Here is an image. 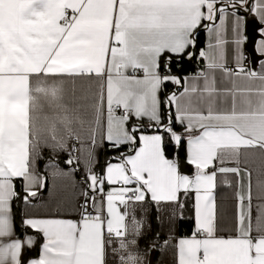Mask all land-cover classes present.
<instances>
[{"label":"snow or ice","instance_id":"snow-or-ice-1","mask_svg":"<svg viewBox=\"0 0 264 264\" xmlns=\"http://www.w3.org/2000/svg\"><path fill=\"white\" fill-rule=\"evenodd\" d=\"M249 16L264 56V0H0V264H264Z\"/></svg>","mask_w":264,"mask_h":264},{"label":"crops","instance_id":"crops-1","mask_svg":"<svg viewBox=\"0 0 264 264\" xmlns=\"http://www.w3.org/2000/svg\"><path fill=\"white\" fill-rule=\"evenodd\" d=\"M249 18H254V17L249 16L248 19ZM259 27H261V26L259 25ZM245 34L247 35V24L245 26ZM258 34H259V31H258ZM205 39H206V37H205V34H204V42H205ZM258 39H259V36H258V38L256 40H258ZM203 46H204V43H203ZM245 46H246V43L244 45V50H246ZM254 50H255V56H251V62H252L251 68H255L257 71H259L260 68H261V63L260 62H261V60H264V56H260L259 53L257 52L256 43H254ZM198 53H199V51H198ZM198 53H197V55H198ZM196 64H197L198 67L200 66L198 61H196ZM172 87H174V86H172ZM102 154H103V149L99 153V163L103 166L104 164H102V159H103L102 158ZM61 159H63V157H61ZM184 171H185L186 174H190L192 170H191L190 166H185ZM41 195L43 196V198L45 200L47 199V193L46 192L42 193ZM17 205L20 206L21 217L24 214H26V213L27 214H43L45 212V209L40 207V201H36V206L35 207H29V206L25 205L23 203V201H18L16 206ZM148 215H149V217H151V216L154 215V213L150 212V213H148ZM153 221H154V224H153ZM152 225H153L152 232L146 233L147 236H151L153 232L158 230V224H157V222L155 220H152ZM185 230H186V228L183 227V229H181V232L179 231V234L180 235L185 234ZM151 243H152L151 239H144L141 242V249L145 251V260H146V262L150 261V254L152 252H154V253H157V260H156L155 264H173V257H172V253L170 251L169 252H165V251H163L161 249H156L154 251H150V250H148V246Z\"/></svg>","mask_w":264,"mask_h":264},{"label":"trees","instance_id":"trees-1","mask_svg":"<svg viewBox=\"0 0 264 264\" xmlns=\"http://www.w3.org/2000/svg\"><path fill=\"white\" fill-rule=\"evenodd\" d=\"M203 43H204V33L201 32L200 36H199V43H198V47L196 49V53H198L199 51V48H201L203 46ZM175 67V70H179V67ZM183 72L186 74V73H190V72H194L196 69H197V64H196V59H192L191 61H188L186 63L183 64ZM173 87L171 85H169V90H171ZM108 150L104 151V153L102 154V158L104 159H107L108 158V155H106ZM181 155L183 156V152L181 151ZM101 165V164H100ZM102 166V165H101ZM16 213H17V222L19 223V220L21 218V209H20V206L17 205L16 206ZM153 224H154V221H153ZM184 226H182L179 231L181 232V229H183ZM186 228V227H185ZM19 230V229H18ZM187 230V229H186ZM185 230V232H186ZM33 255L35 253H32ZM157 260V253H155V257H154V260H153V263L152 264H155Z\"/></svg>","mask_w":264,"mask_h":264},{"label":"water","instance_id":"water-1","mask_svg":"<svg viewBox=\"0 0 264 264\" xmlns=\"http://www.w3.org/2000/svg\"><path fill=\"white\" fill-rule=\"evenodd\" d=\"M258 28L259 24L254 18H249L247 20V36L249 37L248 42L246 43L245 49L249 52L250 57L255 56L254 43L258 38ZM155 253L150 254V262L153 263Z\"/></svg>","mask_w":264,"mask_h":264},{"label":"built area","instance_id":"built-area-1","mask_svg":"<svg viewBox=\"0 0 264 264\" xmlns=\"http://www.w3.org/2000/svg\"><path fill=\"white\" fill-rule=\"evenodd\" d=\"M244 55H245V60H244V63L245 65L248 67V68H251V65H252V62H251V57H250V54L247 50H244ZM198 56V55H197ZM196 61H198V59H196ZM107 149H103V153L104 151H106ZM105 160L106 159H102V164L105 163Z\"/></svg>","mask_w":264,"mask_h":264}]
</instances>
